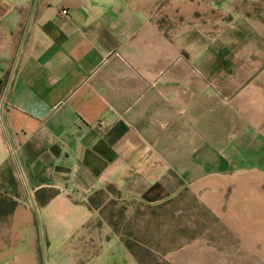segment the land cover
Masks as SVG:
<instances>
[{"label": "crops", "instance_id": "0c3cea01", "mask_svg": "<svg viewBox=\"0 0 264 264\" xmlns=\"http://www.w3.org/2000/svg\"><path fill=\"white\" fill-rule=\"evenodd\" d=\"M260 1L0 0V166L18 183L0 264H137L89 205L107 186L146 206L187 191L209 209L241 144L209 12Z\"/></svg>", "mask_w": 264, "mask_h": 264}, {"label": "rangeland", "instance_id": "374dc122", "mask_svg": "<svg viewBox=\"0 0 264 264\" xmlns=\"http://www.w3.org/2000/svg\"><path fill=\"white\" fill-rule=\"evenodd\" d=\"M159 9L155 10L159 24L167 28L175 23ZM238 11L225 10L214 22L209 12L206 32L207 48L217 51L223 67L219 91L227 101L236 94L230 112L239 119L241 144L233 146L224 164L234 172L213 181V186H221L220 178L231 184L221 191L208 189V210L187 191L156 206L107 189L91 196L102 210V222L114 226L142 264H264V0ZM261 63L260 72L248 76V67ZM243 130L253 136L250 141L243 142L247 139Z\"/></svg>", "mask_w": 264, "mask_h": 264}, {"label": "trees", "instance_id": "16d2710c", "mask_svg": "<svg viewBox=\"0 0 264 264\" xmlns=\"http://www.w3.org/2000/svg\"><path fill=\"white\" fill-rule=\"evenodd\" d=\"M4 186V187H3ZM18 183L13 176V165L11 161L7 160L0 166V223L5 222L8 217L12 214V211L15 207V201L12 198L7 197V194L10 192L14 196L18 195ZM109 192L115 193L120 195V192L114 188L113 186H107L106 188ZM106 191V190H102ZM102 191L95 192L96 194ZM90 206H95L92 198L89 200ZM112 229L114 235L119 236L122 244L124 245L125 249L131 254V256L135 259L137 264H142L141 260L139 259L138 255L135 253L133 247L127 242L125 239L122 238L117 231L114 230V226L109 224Z\"/></svg>", "mask_w": 264, "mask_h": 264}, {"label": "built area", "instance_id": "2783aa9c", "mask_svg": "<svg viewBox=\"0 0 264 264\" xmlns=\"http://www.w3.org/2000/svg\"><path fill=\"white\" fill-rule=\"evenodd\" d=\"M63 13H65V12H63Z\"/></svg>", "mask_w": 264, "mask_h": 264}]
</instances>
